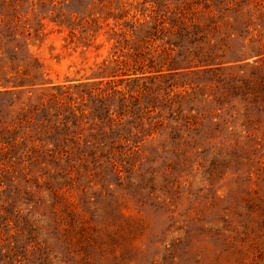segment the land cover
<instances>
[{"label":"rangeland","instance_id":"374dc122","mask_svg":"<svg viewBox=\"0 0 264 264\" xmlns=\"http://www.w3.org/2000/svg\"><path fill=\"white\" fill-rule=\"evenodd\" d=\"M0 264H264V0H0Z\"/></svg>","mask_w":264,"mask_h":264}]
</instances>
